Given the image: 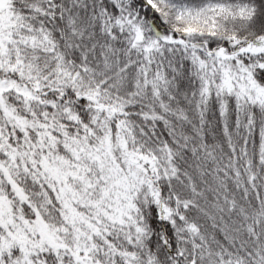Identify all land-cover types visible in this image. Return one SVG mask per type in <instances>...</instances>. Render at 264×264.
<instances>
[{"label": "snow or ice", "instance_id": "6c2138e0", "mask_svg": "<svg viewBox=\"0 0 264 264\" xmlns=\"http://www.w3.org/2000/svg\"><path fill=\"white\" fill-rule=\"evenodd\" d=\"M0 264H264V0H0Z\"/></svg>", "mask_w": 264, "mask_h": 264}]
</instances>
